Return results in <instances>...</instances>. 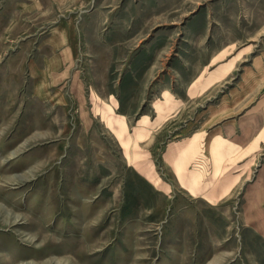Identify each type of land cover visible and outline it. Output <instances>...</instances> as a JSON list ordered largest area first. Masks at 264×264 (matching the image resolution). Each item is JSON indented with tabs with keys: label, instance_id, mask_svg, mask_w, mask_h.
I'll use <instances>...</instances> for the list:
<instances>
[{
	"label": "rangeland",
	"instance_id": "rangeland-1",
	"mask_svg": "<svg viewBox=\"0 0 264 264\" xmlns=\"http://www.w3.org/2000/svg\"><path fill=\"white\" fill-rule=\"evenodd\" d=\"M0 264H264V0H0Z\"/></svg>",
	"mask_w": 264,
	"mask_h": 264
},
{
	"label": "crops",
	"instance_id": "crops-1",
	"mask_svg": "<svg viewBox=\"0 0 264 264\" xmlns=\"http://www.w3.org/2000/svg\"><path fill=\"white\" fill-rule=\"evenodd\" d=\"M70 30L68 29V24L66 22L60 21L57 25H55L51 31L52 36L49 38L48 42L46 44L41 43L40 49H45L46 46H51L54 48V50L65 52V54L62 55H48L45 59H43L45 62L39 68V72L41 76L48 77L49 72H51L52 68L54 67H61L66 64L67 57H68V51L76 49V43L72 42L71 47H68V38L70 35ZM37 72V73H39ZM50 74H53L52 72ZM45 80V78H44ZM45 83V81L43 82ZM41 91V90H39ZM263 191H260V195L262 196ZM262 202V201H261Z\"/></svg>",
	"mask_w": 264,
	"mask_h": 264
}]
</instances>
